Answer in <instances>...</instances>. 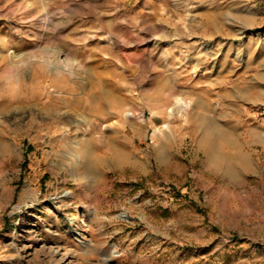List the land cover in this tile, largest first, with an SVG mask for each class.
Listing matches in <instances>:
<instances>
[{"label":"rangeland","instance_id":"1","mask_svg":"<svg viewBox=\"0 0 264 264\" xmlns=\"http://www.w3.org/2000/svg\"><path fill=\"white\" fill-rule=\"evenodd\" d=\"M0 264H264V0H0Z\"/></svg>","mask_w":264,"mask_h":264},{"label":"bare ground","instance_id":"2","mask_svg":"<svg viewBox=\"0 0 264 264\" xmlns=\"http://www.w3.org/2000/svg\"><path fill=\"white\" fill-rule=\"evenodd\" d=\"M182 101H178V106L179 107H182ZM175 109H176V107L175 106H172L169 110H170V112H171V114H173V112H175ZM127 113V112H126Z\"/></svg>","mask_w":264,"mask_h":264}]
</instances>
